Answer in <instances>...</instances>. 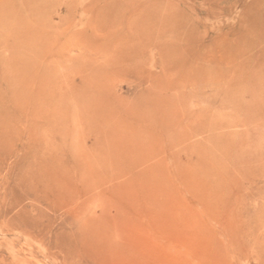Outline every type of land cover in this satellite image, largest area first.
I'll use <instances>...</instances> for the list:
<instances>
[{
  "label": "rangeland",
  "instance_id": "obj_1",
  "mask_svg": "<svg viewBox=\"0 0 264 264\" xmlns=\"http://www.w3.org/2000/svg\"><path fill=\"white\" fill-rule=\"evenodd\" d=\"M162 1L0 0V264H264V0Z\"/></svg>",
  "mask_w": 264,
  "mask_h": 264
},
{
  "label": "bare ground",
  "instance_id": "obj_2",
  "mask_svg": "<svg viewBox=\"0 0 264 264\" xmlns=\"http://www.w3.org/2000/svg\"><path fill=\"white\" fill-rule=\"evenodd\" d=\"M146 1H147V0H146ZM157 1H158V0H157ZM159 1H162V0H159ZM173 1H176V0H173ZM216 1H217V0H216ZM218 1H219V0H218ZM238 1H239V0H238ZM242 1H243V0H242ZM119 2H120V1H119ZM162 2H163V1H162ZM167 2H168V1H167ZM181 2H182V1H181ZM120 3H121V2H120ZM142 3H144V2L142 1ZM251 3H252V2H251ZM253 3H254L255 5H259V4H261V3L258 2V0H257L256 2H253ZM262 3H263V2H262ZM117 4H118V3H117ZM140 4H141V3H140ZM119 5H120V4H119ZM157 5H160V6L163 7V6L165 5V3H161V2H160V3H156V2H153V0H152V4H150V5H146V6L143 5V6H142V9H143V8H146L147 6L149 7V9H151V7H152V9H153V7H155V6H157ZM169 5H170V3H169ZM216 5H217V4H216ZM138 6H139V5H138ZM140 6H141V5H140ZM170 6H171V5H170ZM177 6H178V5H177ZM177 6H176V7H177ZM173 7H174V6H173ZM176 7H175V8H176ZM250 7H251V5H250ZM177 8H178V7H177ZM255 8H256V7L254 6V9H255ZM261 8H262V7H261ZM132 9H133V8H132ZM142 9H141V10H142ZM152 9H151V10H152ZM166 9H167V8H166ZM256 9H257V8H256ZM134 10H135V9H134ZM141 10H138L137 12H141ZM145 10H146V9H145ZM145 10H142V11H145ZM151 10H150V12H151ZM170 10H171V9H170ZM181 10H182V9H181ZM186 10H187V9H186ZM152 11H153V10H152ZM175 11H176V10H175ZM179 11H180V10H179ZM255 11H256V10H255ZM259 11H260V10H259ZM132 12H133V11H132ZM150 12H149V13H150ZM177 12H178V11H177ZM194 12H195V11H194ZM145 13H146V12H145ZM151 13H152V12H151ZM159 13H160V12H159ZM163 13H164V12H163ZM166 13H167V12H166ZM171 13H172V12H171ZM188 13H189V12H188ZM157 14H158V13H157ZM167 14H168V13H167ZM167 14H166V16H167ZM180 14H181V13H180ZM249 14H250V13H249ZM136 15H137V14H136ZM144 15H146V14H144ZM144 15L141 16V17H143L145 21H150V22H151V21H153V22H154V21H160V20L162 19V17H163V15H162V17H158V15H157V17L154 16L155 18H154L153 16H149L150 14H149L148 16H145V17H144ZM173 15H174V14H173ZM244 15H245V14H244ZM247 15H248V13H247ZM130 16L132 17V15H130ZM137 16H138V15H137ZM159 16H160V15H159ZM168 16H169V15H168ZM174 16H175V15H174ZM187 16H188V14H187ZM189 16H190V14H189ZM164 17H165V16H164ZM177 17H178V16H177ZM183 17H185V16H183ZM183 17H182V18H183ZM195 17H196V16H195ZM129 18H130V17H129ZM138 18H139V17H138ZM167 18H168V17H167ZM182 18L180 17L179 19H181V21H182ZM256 18H257V16H256ZM258 18H259L261 21H262V19H263L262 16H258ZM261 18H262V19H261ZM164 19H165V18H164ZM169 19H170V18H169ZM243 19H244V18H243ZM247 19H248V18H247ZM141 20H142V19H141ZM141 20H139V22H140ZM173 20H174V19H173ZM183 20H184V19H183ZM251 20H252V19H251ZM260 20H259V21H260ZM124 21H125V20H124ZM133 21H134V20H133ZM186 21H187V20H186ZM189 21H190V20H189ZM130 22H131V21H130ZM150 22H149V23H150ZM134 23H135V22H134ZM134 23H133V24H134ZM146 23H147V22H146ZM151 23H152V22H151ZM156 23H157V22H156ZM248 23H249V21H248ZM261 23H262V22H261ZM131 24H132V23H131ZM147 24H148V23H147ZM250 24H251V23H250ZM140 25H141V24H140ZM125 26H126V25H125ZM152 26H153V25H152ZM191 26H192V25H191ZM148 27H149V25H148ZM142 28H143V27H142ZM140 29H141V26H140ZM158 29H159V28H158ZM252 29H253V28H252ZM174 30H175V29H174ZM248 30H249V29H248ZM259 30H260V28H259ZM140 31H141V30H140ZM144 31H145V29H144ZM147 31H148V28H147ZM177 31H178V30H177ZM29 32H30V31H29ZM141 32H142V31H141ZM243 32H244V31H243ZM172 35H173V34H172ZM176 35H177V34H176ZM144 36H145V35H144ZM137 39H138V38H137ZM137 39H136V40H137ZM162 39H163V38H162ZM251 39H252V38H251ZM257 40H258V39H257ZM263 42H264V41H263ZM151 46H152V45H151ZM121 48H122V47H121ZM260 49H261V48H260ZM256 51H257V50H256ZM129 52H130V50H129ZM131 52H132V51H131ZM133 53H134V52H133ZM140 63H141V62H140ZM251 83H252V82H251ZM247 90H248V89H247ZM243 91H244V90H243ZM257 106H258V105H257ZM116 108H117V107H116ZM119 109H120V108H119ZM250 114H251V113H250ZM263 114H264V113H263ZM255 115H256V114H255ZM250 116H251V115H250ZM259 116H260V115H259ZM260 117H261V116H260ZM154 126H155V125H154ZM201 132H202V131H201Z\"/></svg>",
  "mask_w": 264,
  "mask_h": 264
}]
</instances>
